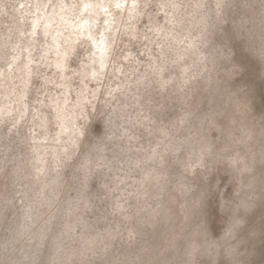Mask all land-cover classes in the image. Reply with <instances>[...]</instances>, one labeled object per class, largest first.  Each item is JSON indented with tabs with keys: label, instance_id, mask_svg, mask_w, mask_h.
<instances>
[{
	"label": "clouds",
	"instance_id": "9594fccd",
	"mask_svg": "<svg viewBox=\"0 0 264 264\" xmlns=\"http://www.w3.org/2000/svg\"><path fill=\"white\" fill-rule=\"evenodd\" d=\"M0 264H264V0H0Z\"/></svg>",
	"mask_w": 264,
	"mask_h": 264
}]
</instances>
